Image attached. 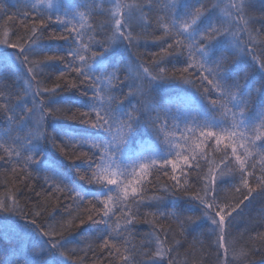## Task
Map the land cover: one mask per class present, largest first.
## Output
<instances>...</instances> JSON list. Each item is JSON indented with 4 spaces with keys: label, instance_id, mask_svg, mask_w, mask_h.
<instances>
[{
    "label": "snow or ice",
    "instance_id": "1",
    "mask_svg": "<svg viewBox=\"0 0 264 264\" xmlns=\"http://www.w3.org/2000/svg\"><path fill=\"white\" fill-rule=\"evenodd\" d=\"M221 7L223 17L215 14ZM252 7L250 0H217L211 7L191 0H27L22 13L9 14L0 4V46L5 48L0 61L15 69L23 85L21 97L0 76V166H11L4 173L0 211L19 209L17 193L35 191L28 183L33 179L47 185L46 198L72 201L66 221H56V213L46 226L30 221L43 239L32 251V264H48L39 259L45 251L61 257L71 253L69 258L85 251L68 249L64 233L96 223V217L105 229L91 237L82 234V240L98 242L96 247L88 243L86 251L106 253L100 264H179L183 245L171 223H161L170 218L182 232L185 224L207 220L216 236L218 264H248L252 249L241 248L230 257L229 240L245 202L259 196L264 204V15L255 19L249 15ZM98 14L105 16L101 23L95 22ZM53 25L62 28L48 37L55 43L40 45ZM137 28L161 32L156 39L162 46L149 66L136 64L133 76L122 66L119 48L137 42ZM108 33V39L97 38ZM173 61L171 69L161 67ZM53 71L58 76L48 87ZM177 82L195 91L168 100L153 95L161 83ZM62 83L64 90H84L65 100L58 97ZM74 103L76 111L67 107ZM51 150L65 161L86 164L90 171L76 174L95 187L86 190L65 177ZM226 178L232 181L227 191L239 197L221 195ZM150 187L164 195L149 197ZM168 197L195 204L200 216L161 211ZM85 202L89 207L81 212ZM38 207L35 217L47 211ZM141 223L150 231L137 243ZM249 239L264 245V233ZM76 264H84V258Z\"/></svg>",
    "mask_w": 264,
    "mask_h": 264
},
{
    "label": "trees",
    "instance_id": "2",
    "mask_svg": "<svg viewBox=\"0 0 264 264\" xmlns=\"http://www.w3.org/2000/svg\"><path fill=\"white\" fill-rule=\"evenodd\" d=\"M77 4L83 3V0H75ZM99 2V0H98ZM162 2L171 3L172 0H162ZM216 0H191L192 4L199 6L200 3H204L208 7H211L212 4H215ZM254 4V7L249 9V15L255 19H259L264 15V4L261 3V0H250ZM27 0H0V4H3L9 14L13 13H22L25 10ZM104 8L110 7L108 4H103ZM217 15V10L215 11ZM105 20L104 15H97L95 17L96 23H101ZM19 28V24L16 25ZM259 27V24L256 25ZM52 32L59 34L62 32V28L59 26L53 25L48 29L47 32L40 38V45H49L55 42H52L48 39ZM162 33L155 31L152 28L146 30V32L140 28H137L134 35L137 36V42L134 45L128 47L127 51L123 47L124 44L120 45L119 52L122 53L124 64L123 67H127L128 71L134 76L135 75V66L136 64H143L149 66L157 57L153 56V53L160 52L161 42L156 39ZM111 36V33H108L107 36L101 35L98 36V39L105 40ZM246 39V37H245ZM111 42V41H109ZM171 43V41H168ZM62 43V42H61ZM108 45L105 44V48ZM96 51H104V49L96 48ZM17 50L7 49V53H14ZM131 53V55H129ZM5 54L4 46H0V55ZM173 63H164L161 67H166L171 69ZM176 67H181V65L176 64ZM63 67V65H61ZM245 68V65L241 64L239 69L242 70ZM251 74V73H250ZM74 73L68 77L70 80L74 77ZM0 76L6 78V82L9 85H12V90L14 92H19L21 97H23L22 92V82H18V78L15 75V69L10 68L5 62L0 61ZM58 76L57 72H51V80L48 81L47 86L52 87V82L56 80ZM132 81L129 80V83ZM2 87V84H0ZM84 89L81 88L80 91ZM80 91L75 89H63V83L61 90L58 93V97L62 96L65 100L68 98H74L80 96ZM124 92L128 91V88L123 89ZM185 91L191 93L195 89L191 85L183 84L177 82L176 84L161 83V86L153 93L154 96H157L159 99L162 97L165 100L174 99L177 95L185 94ZM91 95V93H89ZM57 97V98H58ZM13 102H16V98L13 97ZM134 102V101H133ZM30 106V102H29ZM71 108L72 111H76L79 107L78 103L73 105H67ZM64 124L74 125L76 121L65 120ZM4 127V117L0 114V129ZM83 127V126H80ZM48 132H51L52 129L47 128ZM50 147V146H49ZM55 159L60 162L63 167L61 171L64 173L71 182L78 183L83 185V187L88 190L94 188V185H89L87 180H80L79 176L76 174L79 173H88L90 170L87 168V165L81 161H75L73 164L72 161H65L63 157L60 156L55 150H51ZM10 165L0 166V198H3V195L6 192L5 188V171L10 172ZM151 179V177H149ZM166 180L167 178H163ZM227 183L221 185L225 191L221 193L222 196H227L230 200L235 196L239 197L238 193L228 192L227 188L232 183L230 178H226ZM35 191H29V189H23L24 195L17 193V200L19 204V209L14 211H0V264H32L34 259L32 251L35 247H38L43 243V239L39 234L34 231L35 226L30 224L32 219H36L37 224L41 226H46L54 223V221L49 219V216L53 213H56V221H61L62 219L66 221L68 205L72 203L70 200L60 199L57 201L53 198H46L44 195V189L47 185H44L42 179H33L28 182ZM43 186V187H41ZM8 188H13L11 184L8 185ZM14 190V189H13ZM40 192L41 196H36V193ZM153 194L164 195L162 192H156L154 188H149L147 195L151 197ZM247 207L244 208L243 214L236 218L234 226L231 229L232 236L229 240L230 245L233 247L230 248V257L234 255L235 251H239L241 248L250 247L252 251L248 256V264H264V245H261L258 239L251 240L249 237H255L257 232L264 233V220H262L261 213L264 212V204L261 202V198L257 196L256 200L251 203L245 202ZM164 204L167 207L161 206V211L168 212H179L183 214V217H199L200 210L195 206V204H187L184 201V198L181 197L178 200H175L172 197H168ZM38 205L44 206L47 208V211L44 212L42 216L35 217L34 212L40 211L41 207ZM89 205L85 202L83 208L80 209L83 212L84 209L88 208ZM143 212L155 211V208H145L142 209ZM235 215V214H234ZM96 223L88 222L87 224L79 227L71 228L69 231L64 233L63 238H67L70 243L66 245L68 249H85V251H77L75 257H61L58 253L45 251L43 256L39 259L46 260L48 264H58L59 261H65V264H76L79 258H84V264H100V261L104 260L106 253H102L99 250L94 254L93 252H87V245L91 243L93 247H96L97 241L94 239H89L87 241L82 240V234L89 237L92 236V233L102 232L105 229V224L103 221L96 217ZM114 219H116L114 217ZM151 219V217H150ZM123 223V221H120ZM169 222L174 230L173 236L175 240L180 241L183 245L179 249L180 252V261L179 264H184V261L187 260L189 264H218L217 261V249L216 236L212 234V228L210 223L207 220H196L192 224H185V231L182 232L180 227L177 225L175 219L170 218V221H161L164 227H167ZM78 224V221H77ZM150 231V227L147 224H138L137 225V236L135 237V242H139L141 237L146 235ZM47 239V238H44ZM56 239H62V237L57 236ZM166 264V262H165Z\"/></svg>",
    "mask_w": 264,
    "mask_h": 264
},
{
    "label": "rangeland",
    "instance_id": "3",
    "mask_svg": "<svg viewBox=\"0 0 264 264\" xmlns=\"http://www.w3.org/2000/svg\"><path fill=\"white\" fill-rule=\"evenodd\" d=\"M216 2H217V0H216ZM215 2V3H216ZM227 2V0H225V3ZM224 11H225V9L223 8V7H221L220 9H217V16H219V17H223V15H224ZM247 38V37H246ZM127 46V42H124V48ZM128 47H129V45H128Z\"/></svg>",
    "mask_w": 264,
    "mask_h": 264
}]
</instances>
